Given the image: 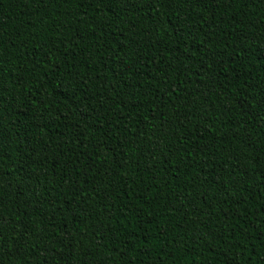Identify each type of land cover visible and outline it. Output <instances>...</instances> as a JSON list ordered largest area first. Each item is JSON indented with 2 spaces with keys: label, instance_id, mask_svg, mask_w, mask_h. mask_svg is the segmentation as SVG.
Listing matches in <instances>:
<instances>
[{
  "label": "trees",
  "instance_id": "obj_1",
  "mask_svg": "<svg viewBox=\"0 0 264 264\" xmlns=\"http://www.w3.org/2000/svg\"><path fill=\"white\" fill-rule=\"evenodd\" d=\"M0 264H264V0H0Z\"/></svg>",
  "mask_w": 264,
  "mask_h": 264
}]
</instances>
